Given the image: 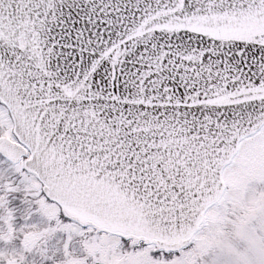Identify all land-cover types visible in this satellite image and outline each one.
Here are the masks:
<instances>
[{"label":"snow or ice","instance_id":"6c2138e0","mask_svg":"<svg viewBox=\"0 0 264 264\" xmlns=\"http://www.w3.org/2000/svg\"><path fill=\"white\" fill-rule=\"evenodd\" d=\"M0 264H264V0H0Z\"/></svg>","mask_w":264,"mask_h":264}]
</instances>
